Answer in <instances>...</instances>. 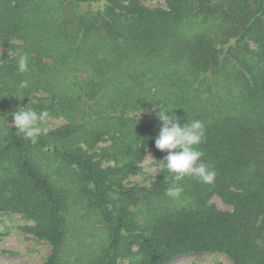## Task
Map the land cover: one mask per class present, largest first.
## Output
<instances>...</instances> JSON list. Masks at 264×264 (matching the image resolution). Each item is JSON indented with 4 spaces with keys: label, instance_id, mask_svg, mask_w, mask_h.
<instances>
[{
    "label": "trees",
    "instance_id": "obj_1",
    "mask_svg": "<svg viewBox=\"0 0 264 264\" xmlns=\"http://www.w3.org/2000/svg\"><path fill=\"white\" fill-rule=\"evenodd\" d=\"M166 1L0 0V215L33 221L45 264H264V0ZM154 105L202 121L214 182L159 166ZM21 106L64 123L25 138L1 121Z\"/></svg>",
    "mask_w": 264,
    "mask_h": 264
},
{
    "label": "rangeland",
    "instance_id": "obj_2",
    "mask_svg": "<svg viewBox=\"0 0 264 264\" xmlns=\"http://www.w3.org/2000/svg\"><path fill=\"white\" fill-rule=\"evenodd\" d=\"M145 7L155 9L167 7L166 0H142ZM12 52L7 48H0V63ZM1 121L4 125H12L13 117L4 116ZM1 123V122H0ZM64 123L62 119L47 118L39 123L41 131L48 133ZM43 154H48L49 149L44 148ZM46 157V156H45ZM46 159V158H45ZM156 151L148 150L144 162L140 165L142 171L137 176L131 177L128 182L131 185L149 186L152 178L156 176L158 167L154 165ZM212 202L223 211H231L220 198L214 197ZM78 210H73L72 217L77 216ZM33 221L22 214L8 216L0 215V264H45L51 253V247L45 241L36 239L27 231L28 226H33ZM122 264H129L124 261ZM169 264H233L224 254H191L176 258Z\"/></svg>",
    "mask_w": 264,
    "mask_h": 264
},
{
    "label": "clouds",
    "instance_id": "obj_3",
    "mask_svg": "<svg viewBox=\"0 0 264 264\" xmlns=\"http://www.w3.org/2000/svg\"><path fill=\"white\" fill-rule=\"evenodd\" d=\"M29 57L22 54L17 60L18 71L23 73L28 69ZM159 107V111L156 108ZM153 113L160 122V129L155 138V147L166 151L164 159L158 161L159 166L167 169L176 181L184 177L198 178L202 183L214 182L216 173L202 159L203 151L199 145L205 140V127L200 120L186 121L181 124V117L175 115L174 110L168 111L160 106H153ZM48 113H37L27 106L19 107L14 113L12 126L25 136L34 138L41 129L39 123L47 117ZM179 192V188L170 192Z\"/></svg>",
    "mask_w": 264,
    "mask_h": 264
}]
</instances>
